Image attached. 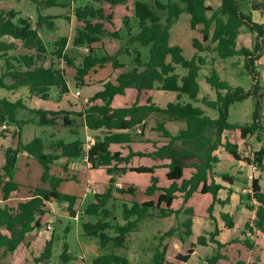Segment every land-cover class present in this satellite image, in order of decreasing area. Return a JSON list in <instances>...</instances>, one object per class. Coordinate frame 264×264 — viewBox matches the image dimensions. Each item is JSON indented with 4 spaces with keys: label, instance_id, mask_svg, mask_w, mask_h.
I'll list each match as a JSON object with an SVG mask.
<instances>
[{
    "label": "trees",
    "instance_id": "1",
    "mask_svg": "<svg viewBox=\"0 0 264 264\" xmlns=\"http://www.w3.org/2000/svg\"><path fill=\"white\" fill-rule=\"evenodd\" d=\"M31 1L45 3L47 6L57 5V0ZM95 1L100 4V0ZM102 1L111 7L125 5L136 20L138 32L132 34L130 27L127 26L126 35L118 32L109 33L108 35L115 39H123L121 48L116 54L111 55L102 47L94 45L101 41L103 34H107L103 21L111 23L113 13L106 14L101 6L78 5L75 8L76 21L81 25L75 29L71 42L74 46H85L88 51L82 63L75 68L76 85L84 86L85 77L97 67L110 66L112 70L108 79L102 83V89L89 98L90 105L74 113L65 110L31 109L21 99L10 101L0 97V127L15 126L19 133L24 125L33 124L66 129L74 137L71 141L61 138L46 144L42 137L36 136L28 142L18 140L15 149L4 150V163L0 167V198L4 201L0 206V250L6 253L15 251L25 242L29 232L42 226L41 218L46 213L47 202L53 200L66 202L67 213L72 217L77 216L80 222L81 234L87 238L96 237L100 248L110 251L108 254L98 256L92 264H130L127 258L113 251L125 247L127 236L138 231L143 220L178 217L180 214L190 216L193 210L185 207V204L196 194L212 196V204L207 210L210 218L214 204L223 205L224 202L217 198L221 186L216 184L213 178V167L219 161L213 154L214 151L222 148L234 160L255 164L264 174V126L260 123L259 100L264 96L261 94V84L255 71V64L264 52V22L259 24L252 19L253 11H258L264 16V0H220L217 9L206 5V0ZM184 12L189 15V28L198 33V37L191 40L195 53L190 59L183 57L180 46L170 44L172 25ZM52 19L53 17L39 14L33 23L29 17H21L14 11L0 12V59L5 61V66L0 72V89L17 91L21 87H27L30 96L43 100L50 98L49 92L52 87H56L60 95L68 92L63 66L74 65L73 59L65 52L68 39L56 36L53 40L48 38L43 40L40 35L44 24H48V30H51ZM124 20L127 24L128 16ZM243 27L254 36L251 47L237 46V37ZM48 32V35L53 34L52 31ZM124 37L127 38L124 40ZM135 43L149 45L148 62L142 61L137 49L129 48ZM10 51L12 54H9ZM123 54L133 55L130 65L118 59V55ZM212 54L221 60L230 57L242 59L243 69L252 80V88L244 91L240 87H232L212 70L205 80L215 90L216 97L214 100L204 97L201 103L209 109L217 110L216 119L206 116L200 107L181 102L183 96L198 101L197 95L200 90L198 73L208 63L214 64L215 58L209 56ZM177 65L187 70L185 76L180 78L175 73ZM129 88L135 89L136 101L130 106L113 108V98L116 95H124ZM153 90L174 92L176 101L161 108L148 97L146 104L140 105L138 100L141 94ZM250 96L258 98L252 122L243 126L228 122L229 107ZM20 111L28 113V116L25 115L26 120L19 119ZM151 114L169 121H182L185 123V129L172 135L163 122H157L155 130L169 141L150 154L130 152L129 155L122 156L120 152H112L109 149L113 144H130L133 141L132 135L137 129H144L145 121ZM84 126L99 132V137L86 154L92 168L105 169L110 175L127 171L153 174L157 166L128 167L131 157L152 155L158 159L167 158L170 161L165 165L166 178L170 184L159 187L157 178L152 177L145 195L152 196L158 193L157 198L142 203L123 202L119 207L121 214L116 217L115 211L118 208L115 203L118 200L116 195L134 197L136 190L132 186L115 187L114 179L110 178L108 186L97 188L92 194V200L77 213L74 206L78 198L59 192L58 188L63 179L51 174L50 168L60 158L77 160L83 156L84 142L77 129ZM235 130L239 131L242 139L253 136L261 144L260 147L250 152L245 143L243 151H240L237 144L222 140L223 132ZM177 143H180V146L176 145ZM20 152H25L41 165V183L43 186L47 185V188L43 186L28 188L26 198L10 202L8 201L10 197L24 187L14 179L17 155ZM185 169L191 170L189 178L183 177ZM219 176L228 183L234 180L233 176L227 174ZM250 189L248 200H253L257 208L253 225L247 223L244 230L254 229L264 233V193L258 179L251 181ZM178 197L182 199V204L179 208H173V202ZM117 218L121 221H117ZM220 219L226 227H233V220L228 214L221 213ZM183 227L185 228L183 235L190 236L189 218L183 223ZM175 232V228H170L164 232L163 237H170ZM217 234L218 230L215 228L208 238L198 237L186 254H178L175 259L186 262L193 248L205 244L208 240L216 245L217 251L206 257L205 264H219L225 256L219 252L224 245L215 240ZM179 238L183 240L182 235H179ZM70 258L68 246L64 244L60 261L68 264ZM164 258L165 248L160 250L157 247L149 264H163ZM50 259L51 242H48L44 250L33 258V263H45ZM234 264L244 262L237 261Z\"/></svg>",
    "mask_w": 264,
    "mask_h": 264
},
{
    "label": "rangeland",
    "instance_id": "2",
    "mask_svg": "<svg viewBox=\"0 0 264 264\" xmlns=\"http://www.w3.org/2000/svg\"><path fill=\"white\" fill-rule=\"evenodd\" d=\"M39 2L41 0H38ZM217 1H215L214 5H217ZM57 5L47 6L45 3H36L31 0H0V12H9L14 11L21 17H29L31 21L36 22L37 16L41 14L42 16H50L53 17L51 20V30H48V24H44L42 30L40 31V35L43 40L49 38L51 40L55 39L53 35L70 38L68 42L66 52L73 59L74 65L68 70H66V79L71 85L73 92H80V95L71 96L72 103L77 104V106L83 107L81 104L89 103L86 100V96H90L93 92L98 90L102 83L105 82L110 74L111 67L108 66V69H102L97 67L95 71H91L87 78H85V82L90 86L89 93L86 94V89L81 88L76 85L74 80V75L76 73L75 68L82 63L84 57L87 55V48L85 46H74L71 42V39L75 33V29L78 28L81 24L76 21L74 10L79 5L81 7L93 5L95 7L101 6L104 8L106 14H110L112 12L114 14V18L111 23L107 21H103L104 30L107 34H103L101 41L96 43L94 46L101 47L103 46L106 52L113 55L116 54L117 51L121 48L123 39H115L108 34L111 32H118L119 34L126 35L128 32V27H130L132 34H136L138 32V27L136 20L133 16H128V22L125 23L124 18L126 14H124L123 9H121L122 5H117L115 7H111L105 1L100 0V4H98L95 0H57ZM130 4V3H129ZM113 10V11H112ZM70 18V19H69ZM189 15L187 13H182L177 21H175L170 30V44L178 45L182 49V55L186 59H190L195 50L192 47L191 40L194 37H198V33L196 31H191L188 26ZM257 19V18H255ZM75 21L77 23H75ZM128 26V27H127ZM52 31L53 35H48L49 32ZM241 37L240 43L241 45L252 46L254 43V37L247 32L246 28H241ZM127 37H124V40ZM130 49H137L141 54V59L143 62L149 61V45L143 46L138 43L129 46ZM9 54H12L11 51ZM211 56V55H209ZM215 58L216 55L212 54V58ZM118 59L127 64H131L133 55H118ZM169 61V59H168ZM214 64L208 63L206 66L202 67L198 73V83L200 86L199 93L197 95V99L199 101L190 100L187 96H183L181 99L182 103H191L193 106L200 107L206 116H209L212 119H216L218 117L217 110L209 109L205 107L201 103V99L206 97L214 100L216 97L215 90H213L207 83L206 77L209 76L212 70H215L216 73L222 80L227 81L232 87H240L244 89V91H248L252 88V80L250 76H248L243 69V61L237 57H230L227 59H214ZM5 61L0 59V72L1 68H4ZM175 73L179 75V77H183L187 74V70L179 65L175 66ZM107 68V66H106ZM255 71L258 74V80L260 81V88H262L261 94L264 96V55L256 62ZM10 82V80H8ZM50 100L44 101L43 99L36 97L32 98L29 93V89L27 87H21L17 91H7L4 89H0V97H5L10 101H15L17 99H21L24 101L27 107L33 108H45V105L54 104L52 100L58 99L59 90L56 87L50 88ZM176 94L174 92H164V91H154L153 99L160 107H164L166 103L175 100ZM28 97H31V99ZM133 97V92L129 91L126 100H130ZM124 99V100H125ZM258 98L254 96H250L247 99L234 103L229 107L228 110V122L232 124H238L240 126L250 124L252 122V115L256 109V103ZM260 100V123L264 126V97ZM28 113L25 111L19 112V119H25ZM28 116V115H27ZM159 117H156V121ZM159 120V119H158ZM155 119L154 116H151L150 119L146 121L145 126V134L149 136L150 134V126L154 124ZM178 126L175 123L167 124V129L173 131L174 126ZM53 130V129H52ZM83 129L79 130V133L82 132ZM62 131V129H54V132ZM49 132V127L36 126L33 124H27L22 127L21 132H17L15 127L5 126L0 127V167L4 162V150L6 148L15 149L17 146L18 140L23 142H28L32 140L34 137H43L44 133ZM84 132V131H83ZM230 138L232 141L238 143L241 147L242 139L240 135L236 132L230 134ZM69 141V140H68ZM246 146H249L251 151H254L260 147V143H258L254 137L248 138L246 141ZM89 143V142H88ZM87 144V143H86ZM144 149L145 145H138V147ZM18 153L17 161L14 171V179L16 181H21L25 185H33V186H42L41 183V173L42 167L37 162L34 161L32 163L27 162L28 158L25 155ZM19 160V161H18ZM19 162V163H18ZM134 162L140 165H149L150 163L156 162L155 159L152 158H135ZM238 161L233 159H223L222 162L214 168L217 173H227L234 174L235 167L238 166ZM92 174L87 176L84 173H79L77 179L75 181L63 182L59 187V192L63 194L73 195L78 198L74 209L79 213L82 208H84L91 200L92 195L87 192L88 188L98 184H104L105 178L106 180L111 178L112 175L105 174L104 172H100L97 170L92 171ZM101 174L103 176H101ZM98 176V180H94V176ZM120 181L123 182H131L132 186L136 189L135 196L129 198L128 196L116 195L118 200L115 202L118 205V208L115 211L116 217L120 216L121 208L120 205L123 202L135 201L138 203H142L144 200H147L145 196V190L148 186V176L146 175H133V174H121L119 175ZM6 180V178H4ZM161 182H163V178L161 176ZM106 186V185H105ZM104 186V187H105ZM108 186V185H107ZM263 191H264V182L262 183ZM25 189L22 190L19 195L15 194L12 196L11 201L15 202L17 199L21 197H25ZM59 204V202H57ZM179 201H176L174 206H177ZM212 204V197L210 195H195L189 200L188 206H190L195 213V220L202 222L204 218H207L208 222L205 224L202 222L201 224H197L194 226L193 232L198 233L199 235H205L207 232L211 231V227L214 228L213 220L209 219V212L207 211L209 206ZM219 204L215 203L213 206L214 210H219ZM212 211V212H213ZM211 212V215H212ZM58 219H55L53 222L52 228H54V240L51 245V259L49 262H45L42 264H64L60 261V255L62 253V248L64 244L68 246V252L71 256L70 262L68 264H92L94 259H96L100 255L108 254L110 251L103 250L100 248L99 241L96 237H84L81 234V227L78 218H74L67 213L66 209L60 208L58 212ZM192 220L193 216L179 215L178 217L171 216L166 218H156V219H148L143 220L141 222V230L139 232L131 233L125 242V247L123 249H115L113 252L117 255H121L128 259L130 264H149L150 258L153 254V246L156 244V241L153 240L154 235L158 232H163L168 230L172 226H178V224L183 223L187 219ZM117 221H121L120 218L116 219ZM185 229L184 227L182 228ZM208 235V234H207ZM241 240V236L238 235ZM250 239V238H249ZM259 248L261 250L262 257L264 258V235L261 236L257 242ZM83 256V260L79 259V256Z\"/></svg>",
    "mask_w": 264,
    "mask_h": 264
},
{
    "label": "crops",
    "instance_id": "3",
    "mask_svg": "<svg viewBox=\"0 0 264 264\" xmlns=\"http://www.w3.org/2000/svg\"><path fill=\"white\" fill-rule=\"evenodd\" d=\"M215 1H217V0H206V5L211 6L214 9H217L220 6V0H218L217 5H214ZM128 6H130L129 3H128ZM119 7H121V9H123L124 14H126V16H131L130 11H127V9L125 8V5H122ZM114 14H115V12H114ZM114 14H113V16H114ZM255 18H257V19H255ZM252 19L254 22L259 23V24L264 22V16L261 15L258 11L252 12ZM75 23H77V22L75 21ZM240 33H241V30H240ZM53 36L56 37V35H53ZM251 36H253V35H251ZM47 37L49 40H51L49 38L50 36H47ZM240 37H241V34H239L237 37V46L238 47L241 46V45L239 46ZM69 41H70V38L67 41V45H68ZM67 45L65 47V52H66ZM242 46L249 47L246 44L242 45ZM101 47L104 49L103 46H101ZM263 55H264V52H263ZM210 57H212V55ZM61 66H63V64H61ZM63 68L65 69V75H66V70L67 69L69 70L71 67H64L63 66ZM102 69H108V66H107V68L105 67ZM109 71L111 74L112 70L110 69ZM87 76L85 78H87ZM67 86H68V92L61 94V95L59 94L58 99L52 100L54 102V104L45 105L44 109H42V108H38V109L54 110V111L65 110L68 112L77 113V112H80L83 109H85L88 105H90L91 103L88 101L89 98L91 96H93L94 93H96L97 91L102 89V86H100V88L98 90H96L95 92H93L90 96H88V97L86 96V100L89 103L81 104L83 106L81 108L80 106H77V104H73L72 99H71V96H74V95L77 96L76 95L77 92L79 93L78 95H80V92L76 91L74 93L72 88H71V85L69 84L68 81H67ZM81 88L86 89V94L89 93L88 90H89L90 86L86 82H85V85L82 86ZM129 91L133 92V97L130 100H126L125 97L127 96ZM154 91H157V90H153V91H150L147 93H145V92L142 93L141 96L139 97L138 103L140 105H144V104H146L147 98L151 97L152 103L159 106L156 103V101L153 99L154 98L153 97ZM158 92H160V91H158ZM164 92H169V91H164ZM31 97L36 98L35 96H31ZM31 97H28V99L29 98L31 99ZM136 98H137V93H136L135 89L129 88L126 90L124 95H116L113 98L112 107L113 108H119V107L130 106L131 104H133L136 101ZM50 99L51 98L44 100V101H49ZM175 100H176V96H175ZM210 100H212V99H210ZM171 102H175V101L169 100L167 103H171ZM167 103H166V105H167ZM95 104H100V102H95ZM29 108H31V107H29ZM161 108H163V107H161ZM33 109H36V108H33ZM151 116H154V119H155L154 124L155 125L150 126L149 136H146V134H145V131H144L145 127L143 130L137 129V131L132 135L133 141L130 144H113L110 146L109 149L112 152H115V151L120 152L122 154V156H127V155H129L130 152L150 154V153H153V151H155L156 148L163 146V145H166L169 141L168 139L164 138L160 132L155 130V126H156L157 122H163L166 129H167L166 126L169 123L178 124V126H176V125L174 126L173 131H170L167 129L172 135H176L179 131L185 129V123L182 121H176V122L169 121V120H165L161 116H157L154 114H151L147 118V120L150 119ZM156 117H159L158 118L159 120L157 119V121H156ZM146 121H145V123H146ZM11 127H15V126H11ZM15 129H16V127H15ZM54 129H56V128L49 127V132L44 133V136L42 138L44 139V142L46 144H48L52 140H59L61 138H64L66 141H68V140L71 141L74 139V137L72 135H70V132L68 130L62 129V131L54 132ZM80 129H83V130H82V132L79 133ZM77 132L79 133L80 137L83 139V142H84L83 143L84 144L83 156L77 160H67L66 158H60L50 168L51 174L56 175V176L63 179V181L60 183V185L63 182L75 181L77 179V176L79 173H84L87 176H89V174L93 173L92 171L97 170V171H100L102 173L104 172L105 174H107L105 169L92 168L91 163L88 161L87 156H86L87 150L90 148V146H92L94 141L99 137V132L89 130L85 126L78 128ZM234 132H236L240 135L239 131H237V130L225 131L222 133V140L223 141L227 140V141H230V142L238 145V143L232 141L230 138V134L234 133ZM252 137H247L246 139H242L240 137L242 139L241 147L238 145V148L240 151H243L244 144L247 143L246 141L248 140V138H252ZM138 145H145L146 147L144 149H142V148H140V146L138 147ZM176 145L180 146V143H177ZM247 150L251 152V150L249 149V146H247ZM21 154L27 156L28 161H26V163L27 162L32 163L35 161L31 156L27 155L25 152H22ZM213 154L216 155L219 159L218 163L216 165H214V167H213L214 182L221 186V189L218 191L217 198L220 201L224 202L223 205L219 204L220 207H219L218 211L214 210L212 212V218L209 217V219L213 220V222H214V228L211 227V231L207 232L208 235L207 234L199 235L198 233L193 232L194 226H196L197 224H201L202 222L204 224H205V222H208L207 218H204V220H201L202 222H200L198 220L196 221L194 219L195 213L193 212L192 213L193 218L191 220V235L190 236L185 237L182 233L183 232V229H182L183 223L186 222V221H184L183 223L178 224V226L170 227V228L176 229V232L170 237H163L164 232H166L167 230H165L163 232H158L156 235H154L153 240L156 241V244L153 246V249L156 250V248L158 247L160 250H162L165 248V258H164L163 264H205L206 257L213 255L217 251L216 245L214 243H210L208 240L203 245H196L193 248V252L189 255V258L186 262H181V261L176 260L175 256L178 254H182V255L186 254L187 250L189 249L191 244L195 243L197 241L198 237L204 236V237L208 238L209 235L214 231V229L217 228L218 234L215 236V240L218 241L220 244L224 245L222 248L219 249V252L221 255L225 256V259H222L219 264H234L237 261H242V262H244V264H264V258L262 257L259 245H257L259 238L261 236H263L264 233L258 232L254 229H253V231L251 230L252 234H254V239H249L248 237H245V234H244L245 225L247 223L250 225H253V220L255 218V210L257 208V205L253 200H251V201L248 200V196H250L249 189L251 187V181L253 179H258L260 187H261V191L264 193L263 187H262V183L264 182V174L258 169L256 172L252 173V179H249L248 175L251 172L250 171V164H247V163L242 162V161H238L239 164H238V166L235 167V173L234 174H227V173H220V172L217 173L214 170V168L216 166H218L222 162L223 159H233V158L226 151H224V149H222V148L217 149L216 151H214ZM244 155H247V153H244ZM18 157H19V155H18ZM135 158H152V159H155L156 162L150 163L149 165H140V164H137L134 162ZM169 161L170 160L167 158L158 159L152 155H149V156L147 155V156H143V157L134 156V157H131V159L127 165L128 167L136 168V167H141V166H144V167L157 166L154 173L153 174H137V173L127 171L126 173H122V174L146 175V176H148V182H149L148 186L151 184V178L155 177L158 180L157 185L159 187H166L170 184V182L166 178L167 168H165V165L169 164ZM124 166L125 165H119V167H124ZM183 174H184L183 175L184 178H189L191 175V170L185 169ZM221 174H227L229 176H233L234 177L233 182L228 183V182L222 180L221 177L219 176ZM108 175H110V174H108ZM119 175H121V174H113L111 177L114 179V186L115 187L120 188V187H124V186H132L131 182H123L122 183L120 181ZM101 176H103V175L101 174ZM161 176L163 178V182H161ZM93 178H94V180H98L97 175H95ZM109 179L106 180V178H105L106 183H104V184H99V183L97 184L96 183V185L89 187L87 192L92 195L93 192L97 188L107 187V185L109 183ZM20 184H22L24 187L21 188L18 193H16L17 195H19V193H21L23 189L28 191V188L40 187V186H33V185H25L24 183H21V181H20ZM60 185H59V187H60ZM43 187L47 188V185H44ZM147 187H146V189H147ZM58 190H59V188H58ZM27 195H28V193L25 192L24 198H26ZM157 195H158V193H155L152 196H146L145 195L147 197V200H144L143 202H146L149 200H154L157 198ZM196 195H203V194H196ZM204 195H209V194H204ZM11 198L12 197H10V199L8 201L12 202ZM24 198L21 197L19 199H24ZM129 198H132V197H129ZM19 199H17V200H19ZM189 200L185 204V207H190V206H188ZM176 201H179V204L177 206H174ZM212 201H213V199H212ZM3 203H4V201L1 200V198H0V206H2ZM181 204H182V199L178 197L174 200L172 206H173V208H179ZM250 206H252L251 209L249 208ZM61 207L63 209H66L67 203L66 202H59V204H58L57 201H53V200L50 202H47L46 213L41 218L42 226L39 229L36 228L33 231L29 232L26 235L25 242L20 247H18L15 251H13L12 253H6L3 250H0L1 263L2 264H35V263H33V258L38 256L44 250L45 245L48 242H51V245H52V242L54 240V228H52V225H53V222L55 221V219H58L57 218L59 216L58 212L60 211ZM221 213H226L232 218L233 223H234L232 228H228L225 226L224 222L220 219ZM180 215H185V214H180ZM74 218H77V216ZM146 220H148V219H146ZM47 225L51 226L52 229L50 231L46 230ZM140 230H141V223L139 225V230L135 231V232H139ZM135 232H132V233H135ZM179 235H182L183 240H181L179 238ZM238 235L241 236L240 237L241 240L239 239ZM161 236H162V238H161ZM248 245H249V247H248ZM154 252L155 251H153V254L150 258V262L152 261ZM37 264H42V263H37Z\"/></svg>",
    "mask_w": 264,
    "mask_h": 264
},
{
    "label": "built area",
    "instance_id": "4",
    "mask_svg": "<svg viewBox=\"0 0 264 264\" xmlns=\"http://www.w3.org/2000/svg\"><path fill=\"white\" fill-rule=\"evenodd\" d=\"M79 93L77 92L76 93V95H78ZM258 170V168H257V166L255 165V164H250V174L248 175V178L249 179H252V173H254V172H256ZM249 193H251V189H249ZM52 228H51V226L50 225H47L46 226V230L47 231H50ZM244 234H245V237H248V238H250V239H254V235L252 234V231L251 230H245V232H244ZM79 259H81V260H83V256L82 255H80L79 256Z\"/></svg>",
    "mask_w": 264,
    "mask_h": 264
}]
</instances>
